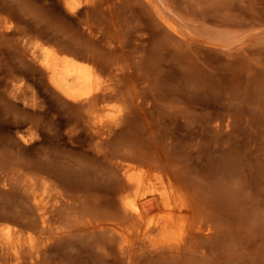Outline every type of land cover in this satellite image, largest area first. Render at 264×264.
<instances>
[{
  "label": "rangeland",
  "instance_id": "374dc122",
  "mask_svg": "<svg viewBox=\"0 0 264 264\" xmlns=\"http://www.w3.org/2000/svg\"><path fill=\"white\" fill-rule=\"evenodd\" d=\"M67 1L0 0V231L8 226L25 233L37 232L40 216L26 190L36 173L47 174L53 181L58 180V184L59 180L62 184V178L67 182L76 175L77 179L80 177L78 181L82 175L90 176L83 179L92 177V184L99 187L98 193H104L97 196L107 197L94 196L95 189L85 196L86 193H79L84 190L69 191L68 184H65L66 190L60 187L65 198H73L59 210L57 216L63 215V218L59 216L62 220L55 227L69 233L65 232L66 236L63 234L59 240H56L57 234L48 233L53 240L46 249L49 253H45L50 255L42 254L44 259L40 257L41 262L36 264H130L129 254L120 252L118 240L110 237L108 228L91 226L111 223L114 215V219L120 217L123 222L124 217L118 211L120 196L113 195L116 185L123 181L119 165L123 161L127 164L155 160L163 168L183 175L185 181L191 183L195 178L193 184L203 186L198 190L204 192L202 200L207 199L204 215L212 216L205 218L211 230L181 252L178 248L170 249L171 254H165L169 249L162 250L165 255L154 251L153 258V251L151 256L150 251L148 254L144 251L145 256L138 263L264 264V0H152L151 3L74 0L76 12L68 10ZM167 24H174L179 31L173 32ZM138 33L142 41H137L140 40ZM92 37L94 42L100 37L96 41L97 49L93 46V55L108 57L113 65L116 61L114 66L119 68L113 67L112 75L124 60V68L129 65L123 70L128 73L118 71L122 77L114 76L123 79L131 73L125 82L120 79L124 83L120 85L124 86L133 75L124 87L134 90L138 82L141 86H137L136 94L131 90L135 95L131 98L130 89L122 87L123 91H129L124 96L127 101L109 98L102 109H96L98 113L93 112L95 108L87 109L90 116L87 117L84 108L83 111L73 108L54 91L46 73L33 59L30 45L35 41L48 42L78 57L85 56L87 48L86 54L91 57L92 47L88 46L93 42ZM106 41L113 43V54L116 47L121 53L124 50L120 54L124 56L119 59L121 62L113 55L108 56L113 48ZM97 42L105 43L98 46ZM99 47L104 53L99 52ZM140 64L144 65L143 69L139 68ZM130 66L137 68L130 71ZM141 69L143 72L154 69L158 76L154 72L141 76L149 72L142 73ZM134 70L140 76L133 74ZM146 76L150 80L143 78L146 84L143 88L139 77ZM137 90L142 93L139 95ZM90 120H96L94 124L100 120L98 125L105 131L103 136L95 133ZM110 155L113 161L108 160ZM227 160L232 165L235 163L231 167L237 169V174L229 168L231 164ZM113 163L119 164L118 167ZM39 165H42L40 169L45 167L49 171L42 172ZM225 171H229V179ZM232 171L234 179H239L232 185L241 184L237 187H243L240 191L236 186L230 187V183L236 182L233 178L228 182ZM117 174L122 176L120 180ZM221 177L224 181L227 179L226 184ZM217 180L223 187L229 184L231 192L236 190L230 196L238 198L237 204L241 203V207L237 206V200L232 203L230 196L229 201L233 207H239L237 210L229 202L225 207L212 199L221 190L220 182L217 185L221 186L214 187ZM111 181L116 184H112L114 187ZM107 185L112 189L107 190ZM105 189L112 193L114 200L119 197L117 203L112 196L108 197L110 194ZM238 192L242 197L239 198ZM64 197L58 194L54 199L64 203L61 201ZM54 199L50 198L49 203ZM15 207L20 210L14 212ZM113 210L117 214L113 215ZM16 212L24 213V218ZM107 212L112 216L105 217ZM12 217L15 218L12 220ZM34 223L38 225L35 227Z\"/></svg>",
  "mask_w": 264,
  "mask_h": 264
},
{
  "label": "bare ground",
  "instance_id": "6f19581e",
  "mask_svg": "<svg viewBox=\"0 0 264 264\" xmlns=\"http://www.w3.org/2000/svg\"><path fill=\"white\" fill-rule=\"evenodd\" d=\"M146 1L148 3H151L152 0H146ZM66 6H67L68 10H70L72 12H74L76 10V3L74 0H68L66 2ZM167 26L170 28V30L172 29L173 32L175 31V33L179 31L174 24H167ZM141 31H142V29H141ZM141 31H140V33H141ZM91 32L92 31H90V33ZM140 33L137 34V35H139L138 36L139 39H140V37L141 38L144 37L142 35L143 33H141V35L143 37L140 35ZM92 36H94V35L92 34ZM98 38L100 39V37H98ZM98 38H97V40L99 41ZM90 39H91V41H93L94 38L92 37ZM103 40H104V38H103ZM103 40H101V42ZM96 41L95 42L93 41L94 43L91 42L92 43V44L90 43L91 46H88L89 44L86 45L89 48L92 47V50H89V53L92 51V53H90L92 55L94 54L93 50L97 49ZM111 41H110V43H111ZM137 41H142V40L140 39ZM101 42H97V45L99 43L100 44L105 43V42H103V43H101ZM108 42L106 43V45L110 44ZM112 44L113 43L110 44L111 46L110 45H108V46L105 45V46L108 48H109V46L113 48ZM94 45L96 46V48L93 49ZM86 46H84V49ZM100 47H102V46H100ZM100 47L98 48V49H100L99 52L101 51L100 53L103 52L101 50L102 48L104 49V51L107 50L104 47H102V48H100ZM112 48H110V49H112ZM117 48H119V47L115 48V52H114L115 54H113V52H111V51H114V48H113V50L109 49L111 53L108 56L113 55L114 56L113 58H115L117 60L122 59L121 57L124 58V56H121L124 50H122V53H121L120 52L121 49H118L119 50L118 51V50H116ZM86 50L88 51L87 48H86ZM141 50H142V47H141ZM87 51H85V56L86 55L88 56V54H86ZM30 52H31L33 59L36 60V62L39 64V66L42 68V70L46 73L47 78H48L50 84L52 85V88L54 89V91L62 99H64L68 104H71V106H73V108L78 107L81 110L84 108L83 110H85L86 113L88 114V115L86 114L87 117H90L89 113L87 112V109H90L89 111H91L95 108V111L93 110V112L98 113L99 110H98V112H96V109L99 107H100V109H102L101 106L109 98H119V99L127 101V98L125 99L124 96H125V93L127 94V92H129V91L125 92L123 90L127 89V87H124V86L126 84H129L127 82L129 80L126 81L124 86H121V85L124 84L123 82H125V80L130 76L131 73L128 74L129 76H123L124 81L122 83H120V79H122V78L118 79L119 76L122 77V74L121 75L117 74L118 71H119L118 73H124L125 71L123 72V70L125 68H129V65H128V67L125 65V68H124L123 63L126 60H124V61L122 60L123 61L122 63H120L121 60H119L120 61L119 63L121 66L120 65H117V66H120V69L116 71L115 75H112L115 72V70L113 72V67L116 68V66H114L116 61H114L115 63L113 65V63L111 62V60L108 57L103 58L104 56L100 57L99 55L98 56L93 55L91 57L88 56L86 58H83L85 56L78 57L79 55L75 56V55H73L74 53L71 54V52H68L66 50L58 48V46L56 47L55 45L49 44L48 42H40V41L31 42ZM106 52H108V50ZM139 52L141 53L142 51L139 50ZM95 53H97V52H95ZM105 54H108V53H105ZM116 54H117V56H119L120 54L121 55H120V57L116 58L115 57ZM141 56H142V54L140 56H138V58L139 57L141 58ZM158 59L160 61L159 56H158ZM138 60H137V62H138ZM152 60H155V58H153ZM157 61L158 60L156 59L154 62L158 63L159 61L158 62ZM140 62H141V59L138 62V64ZM154 62H153V64L156 65V63H154ZM117 64H118V61H117ZM138 64H135V65H138ZM122 65H123V67H122ZM151 65H152V63H151ZM134 67H132V68H134ZM140 67H142V69H143L144 65L139 66V68ZM118 68H116V69H118ZM121 68H123L122 71H121ZM130 68H131V66H130ZM132 68L128 69V70L131 71V70H133ZM135 68H137V66ZM153 70L154 69H152V71L147 70L146 72L149 71L148 74H140V73L139 74L141 76L142 75L143 76L149 75L150 72H152V73L154 72L153 74H156L155 71H153ZM155 70H156V68H155ZM134 71L135 72H133V74L134 73L136 74V73L140 72V69L139 70L137 69L138 72H136V70H134ZM146 72H143V70H142V73H146ZM125 73H128V71ZM139 74H136V75L138 76ZM117 75H118V78H114V76L117 77ZM150 75H152V74L150 73ZM132 76L133 75H131V80H132ZM155 76L153 75L152 77H154L156 79V77L158 75L156 77ZM143 78H144V80L146 79L145 81H149L150 78L148 77V80H147V76H146V78L145 77H142V78L139 77V79H141L143 82L142 87L146 88V86H145L146 84L144 83L145 81L143 80ZM136 79L138 80V77ZM133 80H135V79H133ZM157 80H158V78H157ZM134 84H137V83H134ZM138 84H139V82H138ZM138 84H137V86L140 87L141 83H140V86ZM133 85L132 86L129 85V86H131V88H132V87H134ZM137 86L134 90L128 88V89H130V93H128L130 98L132 96L133 97L135 96V95L131 94V92H132L131 90H133V93H135L134 91L137 89ZM138 90H139V88H138ZM138 90L136 92L139 93V95H140V93H142V92H138ZM141 91H142V89H141ZM137 97H135V99H137ZM140 97H142V96H140ZM91 108H93V109H91ZM93 112H92V114H94ZM99 115H100V113H99ZM95 117H97V116H95ZM91 119H93V118H91ZM95 121L96 120H94V122ZM99 121L94 124V122L92 121L93 122L92 123L90 120V124L92 123V126L91 125L90 126H91V128L96 129L95 133L97 132V134L100 135V137H101V135L103 136L105 131L100 130V128L102 129V127H100V125H98ZM110 156L108 159L109 161L112 160V156L111 157ZM145 158H147V157H145ZM136 161L135 162H128L127 164H125L123 161V163H121L122 164L121 166L116 163L121 168V169L120 168H116V169H118V170L120 169L119 171L122 170V173H123V179H121L122 178L121 175L117 174V177L119 175L118 180L121 179L123 181H121L120 185L119 184L118 185L113 184V181L115 183V180L117 179V177H116L115 180L111 181L110 185L112 187H114L113 185H116V188L114 189L113 195L114 194L119 195L120 199L117 196L118 197L117 199H119V200H117L116 198L114 200L113 199L114 197L111 195L112 193L110 194L107 191L108 189H112V187L107 185V187H106L107 190L105 189L106 192H108V194H110L108 197L112 196L111 198L114 201H116V200L118 201V203L120 205V210H118L117 208L116 209L119 211L120 216L122 214V217H124V219L121 218V219H123V222H120V220H119L120 217L118 215L117 216L119 218H116V219H118L119 221L113 218L115 216L114 213L117 214L116 213L117 210L115 209L116 211L113 210L114 216L112 217V219H110L111 217L109 218L110 220H112L111 223H107V222L100 223V224L98 223V225L91 226L93 228L98 226V228H100V229L101 228L102 229L108 228L109 230L107 229V231L108 232L110 231L109 233H111L110 237L113 236V238L115 237V239H117L119 241V242L117 241L116 243H118L119 245L118 244L117 245L120 246V248L122 249L120 252H123L125 255L127 253L129 254L128 260H130V264H140V262L138 263V261L141 259L140 258L141 256L143 257L144 251H147V252H144L147 254L149 253L148 251H150V254H148L149 256H151V251H153L152 252V256H153L154 251H157V252L161 251L163 253L162 250L165 251V249L166 250L169 249L168 252L165 251V254L166 253L171 254L172 252H170V249L172 250V248L173 249L178 248V249H180L179 251L181 252V249L184 250V247H185V249H187L186 246L188 247L190 245L196 244L197 243L196 240L198 239L197 237L201 236V234L203 235L204 233H208V231L211 230V229H209V228H211V226L208 224L209 220L206 221V219H209L212 217V216H210V217L206 216L207 217L206 218L205 217L206 214L204 215V210H205L204 207H207V205L205 206L204 204H206L205 200H207V199L204 200V198H206V197L203 196L204 197L203 198L204 202H203L201 196H202V194L204 195V192H201L202 193L201 194L200 191L198 190V187H203V186H199V185L195 186V184L197 185V183L193 184L194 180H195L194 177L189 176L192 179L194 178L193 181L190 183L188 181H185L184 178H182L183 175L181 177V176H179L180 174L177 175V173L172 172L167 168H163L160 165V163L155 161V160H147L145 163H138ZM228 161L230 162L231 160H227V162ZM230 164H231V162H230ZM230 164H228V166ZM234 164L235 163H233V165L231 164L229 166V168L231 169L232 168L231 166H234ZM114 165L115 164L113 163V166ZM117 165H115V166H117ZM37 166L35 167V169L37 168ZM40 166H42V165H39V169H40ZM235 167H236V165H235ZM223 168H224V166H223ZM223 168H222V170H223ZM229 168H228V170H229ZM43 169L45 171L46 170L49 171L48 168L45 169V167L44 168L41 167L40 170H42V172H43L44 171ZM235 169L232 168V170H235ZM52 170H54V169H52ZM236 170H235V174H237L236 172H238ZM37 171H38V173L41 172L39 170H37ZM37 171L35 170V172H37ZM229 171H225L226 174ZM223 172H224V170H223ZM220 173H222V172H220ZM230 173H231V171H230ZM41 174L42 173L37 175V173H36L35 177L30 181V183L26 189L28 191L27 192L28 197L31 199L32 205L37 211V215L39 214V216H40L39 217L40 223L38 220V223H39L38 230L36 229L37 232H35V234H34V232H32V231L25 233L24 231H22L20 229H16L14 227H8V226L3 227L0 231V239H2L1 242H3L2 245L0 246V264H26V263L36 264V262L39 261V258L41 257L42 254H47V253H45L47 251L46 249L49 245V242L51 240H53L52 237L50 236L51 234L47 235L48 233L53 232L54 235L57 234V236L55 235L57 237L56 240H59V237L62 238V236L64 237V235L66 233L67 234L69 233V231H67L66 229H62V227H58V226L55 227L56 223L60 222L63 218L62 217L63 215H59L62 218L57 216L59 210L66 203H67L66 205H69L68 200L70 201V199L73 198L71 196H70L71 198H69L68 196L65 198L64 193L62 192L61 188H63V189L65 188V190H66V187L69 186L70 187L69 191H70V189L74 190L75 188H77V192H78V190L79 191L84 190V191H80L79 192L80 194L83 192H84L83 194H85L86 192L89 193L88 191L91 192L94 189L95 190L99 189V187L96 186V183H95V185L92 184L93 183V180H91L92 177L90 180L86 179L90 176L78 175V176H81L83 178L86 177L85 178L86 181L83 178H81V181H78V179H80V177L77 179V175L75 177H73L74 181H73V178L72 179L68 178L67 182H66V179L62 178V184L60 182L61 180H59V184H58V180H56V182H57L56 183L55 181L50 179V177H47L48 175L46 173L45 174L47 176L44 174H42V175ZM182 174H184V172ZM223 174H224V177H226L225 173H223ZM233 175H234V173L232 171V176ZM227 176H228V174H227ZM232 176H230L231 180H228V182L229 181L232 182L233 181L232 178L236 179L235 176H233V177ZM189 177L187 176V178H189ZM223 178L221 180H223ZM227 178L229 179V176ZM63 179L65 181H63ZM75 179H77V180H75ZM218 179H220V177ZM88 180L90 182L91 181L92 182L90 183V182H88ZM118 180H117V182H120ZM190 181H191V179H190ZM225 181L223 182V184L225 183ZM235 181L236 182H234V183L233 182L230 183V187L232 184H236L237 181L239 182V179H237ZM64 182H66V183H64ZM196 182H197V179H196ZM218 182H220V181L217 180L215 182L216 184L212 183L213 185L215 184L214 187H216V189L218 188L217 186L222 185L219 193L216 192L217 190L215 188L214 189L216 191L215 190L213 191V192H216L217 195L215 194L216 199H215V196L212 199H214L215 201L218 200L217 204L219 202H220V204L221 203L225 204L226 202L227 203L229 202L228 204H231L229 200H231L230 195L233 194L232 192H236V190L237 189L239 190V188L242 190V188H243L242 186L237 188L241 184H239L237 186L235 185L236 190H234V191L232 190V192H231V188L229 187L228 183H227L228 186L224 185L225 187H223V184H221V182H220L221 185H217ZM65 184H68V185H66V187H65ZM59 185H63V186H59ZM232 186H234V185H232ZM199 189H201V188H199ZM72 190H71V192H72ZM95 190L93 192H95ZM201 190H203V189H201ZM206 190H207V188H206ZM98 191L96 193H93L94 196H97ZM218 191H219V189H218ZM73 192L77 193L76 190ZM106 192H105V194H106ZM87 193L85 194V196H88ZM241 193L244 194L243 191ZM241 193H239V195H241ZM58 194L60 196L64 197L65 200H61V201H64V203H59V201L56 200ZM98 194H100V193H98ZM102 194H104V193L102 192L100 195H102ZM235 194H233V196ZM245 194L243 196L246 198L247 195L245 196ZM66 195H68V194H66ZM209 195L207 196V198L209 197ZM54 197L56 199H54ZM100 197H107V196L105 195V196H100ZM100 197H98V198H100ZM240 197H242V195L239 196V198ZM50 198H53L56 201H53L52 204H50L49 203ZM231 198H232V200H231L232 203H235L233 201L237 200L236 201V204H237V202L239 201L238 198L237 199L234 198L235 200L233 199V197H231ZM243 198L240 200L241 202L243 201ZM60 199H62V198H60ZM107 199H109V198H107ZM107 199H106V201H107ZM208 200H209V198H208ZM117 201H116V203H117ZM112 203H114V202H112ZM244 203H245V201H244ZM220 204H218V205H220ZM222 204H221V206H222ZM228 204H227V207H228ZM238 204H237V206H238ZM240 204H239V207H241ZM242 204H243V202H242ZM231 205H229V207ZM234 206L235 207H233V205H232V207L234 209H236L237 206L236 205H234ZM19 207H20V205H19ZM108 207H110V206H108ZM225 207H226V204H225ZM239 207H237V209ZM97 209H98V207H96V210ZM103 209L106 210L105 206H103ZM234 209H232V210H234ZM17 210L19 211L20 208H18ZM17 210L15 207L14 212ZM89 210H90V212L92 211L91 209H89ZM208 210H210V209L208 208ZM21 211H22V208H21ZM106 211H108V210H106ZM23 212H25V210H23ZM18 213L16 212V214H18ZM210 213H212V212H210ZM19 214L21 215V218L24 216V215L22 216V214H24V213L21 214V212H20ZM19 214H18V216H19ZM106 214L107 215H105V217L106 216L108 217V215L111 213L107 212ZM97 215H98V213H97ZM25 216H26V214H25ZM111 216H112V214H111ZM8 217L11 218V216H7L6 218H8ZM10 218H8V219H10ZM14 218L12 217V220ZM101 218H103V217H101ZM210 221H213V220H210ZM38 223H34L35 227H36V224L38 225ZM94 223L96 224V222H94ZM28 224L30 225L31 223H28ZM32 225H33V223H32ZM32 227L34 228V226H32ZM105 232H106V230H105ZM55 236H54V238H55ZM210 236L208 235V237H210ZM115 239H113L112 241H114ZM111 244H113V243H111ZM118 249H119V247H118ZM48 250H50V246H49ZM176 251H178V250L176 249ZM47 252L49 253V251H47ZM157 252H155V253H157ZM161 252L158 254H162ZM122 254L120 253V255H122ZM124 254H123V257L125 256ZM165 254L163 253V255H165ZM49 255L50 254H47L45 257H47V256L49 257ZM41 258H43V257H41ZM153 258H155V257L153 256ZM123 259H125V258H123ZM126 259H127V257H126ZM41 260L39 262H41ZM45 260H48V259L46 258ZM42 262H44V260ZM46 262H44V263H46ZM60 263L62 264L63 262H60ZM60 263H58V264H60Z\"/></svg>",
  "mask_w": 264,
  "mask_h": 264
}]
</instances>
